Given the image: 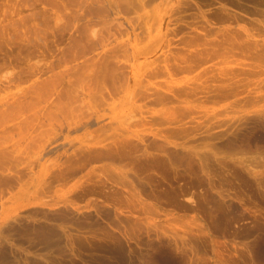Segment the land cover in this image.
Returning a JSON list of instances; mask_svg holds the SVG:
<instances>
[{
  "label": "rangeland",
  "instance_id": "obj_1",
  "mask_svg": "<svg viewBox=\"0 0 264 264\" xmlns=\"http://www.w3.org/2000/svg\"><path fill=\"white\" fill-rule=\"evenodd\" d=\"M0 264H264V0H0Z\"/></svg>",
  "mask_w": 264,
  "mask_h": 264
}]
</instances>
